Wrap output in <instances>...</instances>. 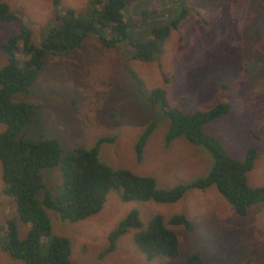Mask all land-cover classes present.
Segmentation results:
<instances>
[{
	"label": "rangeland",
	"instance_id": "obj_1",
	"mask_svg": "<svg viewBox=\"0 0 264 264\" xmlns=\"http://www.w3.org/2000/svg\"><path fill=\"white\" fill-rule=\"evenodd\" d=\"M0 1L8 3L30 28L35 44L54 23L56 9L60 13L73 9L85 17L90 8V0H59L56 6L53 0ZM128 3L139 12L148 9L149 18L155 14L153 9L164 11V4L177 11L181 6L179 0ZM184 5L189 14L171 31L162 53L153 60L132 58L124 42L108 48L95 34L66 54L45 55L29 92L13 95L14 100L32 107L31 122L19 136L35 141L55 137L63 153L74 146L91 147L101 137L110 138L101 144L99 160L114 169L150 175L159 188L202 177L212 165L211 153L182 137L167 144L168 120L145 102L152 88L162 87L169 103L186 113L228 103L229 111L205 123L203 129L236 159L242 160L246 150L254 147L256 157L247 181L264 186V0H185ZM132 17L137 14L133 12ZM141 24L144 21L140 31ZM19 29L15 20L0 23V67L8 61L1 44ZM133 73L142 86L136 85ZM151 121L157 124L138 160L135 143ZM60 181L59 166L41 170L40 183L48 188ZM2 188L0 165V236L5 220L16 217L14 200ZM132 209L139 211L144 227L156 213L166 221L180 213L190 219V229L170 226L179 239L176 257L147 259L134 243V229L119 237L115 250L100 255L109 232ZM46 212L51 233L70 239L73 264H187L195 252L205 264H264V203L253 204L240 216L215 186L189 189L174 203L123 201L111 189L98 213L75 222L61 219L52 210ZM28 229L29 224L18 223L20 237ZM0 264L24 263L0 248Z\"/></svg>",
	"mask_w": 264,
	"mask_h": 264
},
{
	"label": "trees",
	"instance_id": "obj_2",
	"mask_svg": "<svg viewBox=\"0 0 264 264\" xmlns=\"http://www.w3.org/2000/svg\"><path fill=\"white\" fill-rule=\"evenodd\" d=\"M53 2L55 6L59 4V0ZM128 2L90 0L85 17L77 15L73 9L63 13L56 9L54 23L35 44L30 28L8 3L0 1V23L15 20L20 27L18 33L1 44L8 60L0 67V123L4 125L0 131L2 191L13 198L16 217L5 220L0 248L24 264H73L71 241L68 237L51 233L46 209L61 219L79 221L98 213L111 189L116 190L123 201L174 203L189 189L203 190L215 186L240 216L246 215L253 204L264 203V186H251L247 181V173L256 157L255 148H248L242 160L236 159L229 155L216 136L203 129L205 123L229 111L226 102H219L207 110L186 113L169 103L162 87H154L146 94L145 102L169 122L165 134L167 144L182 137L193 145L204 147L212 156V165L206 175L167 189L159 188L150 175L114 169L99 160L100 146L111 141L110 138L101 137L91 147L74 146L63 153L55 137L35 141L19 136L31 122L32 107L27 102L14 100L13 95L29 92L45 55L66 54L79 47L89 35L95 34L108 48L124 42L130 48L132 58L150 61L162 53L166 38L190 11L184 5L185 0H179L180 10L164 4V11L153 9L155 14L149 18L148 9L139 12L137 6L131 7ZM133 12L137 14L136 18L132 17ZM132 78L136 85L142 86L143 82L136 74L133 73ZM156 124V121L148 123L137 138L135 152L138 160L142 159L144 146ZM55 166L60 168L61 181L50 189L40 183L41 170ZM19 222L29 224L24 237L19 236ZM178 225L190 229L192 222L182 213L172 215L167 221L156 213L144 227L139 211L132 209L109 232L108 243L100 255L115 250L119 237L134 229V243L147 259L176 257L179 239L170 226ZM187 264L205 263L201 254L195 252L188 257Z\"/></svg>",
	"mask_w": 264,
	"mask_h": 264
}]
</instances>
